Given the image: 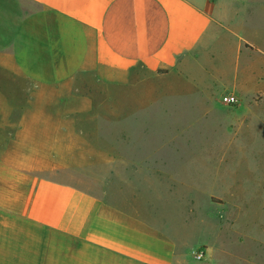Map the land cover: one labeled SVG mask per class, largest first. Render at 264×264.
Segmentation results:
<instances>
[{"label":"crops","instance_id":"crops-1","mask_svg":"<svg viewBox=\"0 0 264 264\" xmlns=\"http://www.w3.org/2000/svg\"><path fill=\"white\" fill-rule=\"evenodd\" d=\"M225 94L260 130L264 0H0V264H255L132 146L142 111Z\"/></svg>","mask_w":264,"mask_h":264},{"label":"rangeland","instance_id":"rangeland-1","mask_svg":"<svg viewBox=\"0 0 264 264\" xmlns=\"http://www.w3.org/2000/svg\"><path fill=\"white\" fill-rule=\"evenodd\" d=\"M27 6L34 8L33 4ZM235 95L240 102L242 98ZM216 98L221 101L222 95ZM254 99L263 100L264 96L258 94ZM225 107L221 104L208 117L203 116V107L188 104L177 105L169 115L159 109L144 110L138 129L134 126L138 137L132 146L141 150L151 164L160 165L177 179L191 184L194 200L177 204V212L186 206L189 214L229 217L223 221L229 239L240 240L242 255L256 250L258 254L252 250L250 258H254L255 264H264V117L256 119L260 130L238 131L241 118L227 114ZM243 122L247 126L251 120L246 117ZM29 191L47 200L59 194L56 189L40 187L35 182H31ZM182 191L176 189L178 194ZM249 234L254 236L253 240L245 242Z\"/></svg>","mask_w":264,"mask_h":264},{"label":"built area","instance_id":"built-area-1","mask_svg":"<svg viewBox=\"0 0 264 264\" xmlns=\"http://www.w3.org/2000/svg\"><path fill=\"white\" fill-rule=\"evenodd\" d=\"M221 101L226 106L235 107L239 104V98L234 94H225L222 96ZM206 252L205 248H201L195 252V259L202 261L205 259Z\"/></svg>","mask_w":264,"mask_h":264}]
</instances>
